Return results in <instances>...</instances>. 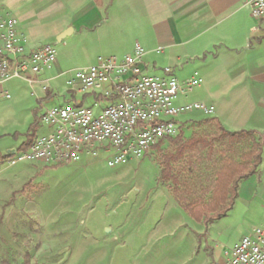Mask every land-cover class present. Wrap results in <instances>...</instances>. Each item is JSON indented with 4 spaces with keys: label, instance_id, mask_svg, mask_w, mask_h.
<instances>
[{
    "label": "crops",
    "instance_id": "1",
    "mask_svg": "<svg viewBox=\"0 0 264 264\" xmlns=\"http://www.w3.org/2000/svg\"><path fill=\"white\" fill-rule=\"evenodd\" d=\"M249 2L103 0L98 5L94 0H0V16L17 20L28 50L56 43L59 51L55 64L34 76V81L13 77L0 87L11 94V98L0 101V136L29 128L35 113L68 101H92L103 106L104 99L72 89V73L95 64L99 56L122 58L132 53L136 44L144 48L143 63L148 73L171 67L181 82L197 80L182 101L213 106L211 117L218 118L227 130L252 129L264 136V19L252 15ZM182 115L180 118L187 125L208 116L199 110ZM183 123L179 121L180 127ZM18 144L4 140L0 149L9 154ZM158 169L159 187L149 196L158 207L152 222L146 221L139 228H150L149 237L154 241L172 235L173 230L158 233L154 228L156 221L165 217V210L172 213L168 221L173 229L187 220L201 227L203 223L195 221L180 206L161 180L160 166ZM263 205L264 159L254 174L240 182L228 216L237 212L236 219L241 223L251 213L261 211L264 215ZM37 207H32L31 213L39 212L36 216L45 228L53 226L54 219H58L53 210ZM109 233L111 236H104L105 242L118 245L123 234L116 232L118 235L113 237V227ZM246 234L247 230L243 231L237 242ZM217 259L216 264L227 260Z\"/></svg>",
    "mask_w": 264,
    "mask_h": 264
},
{
    "label": "rangeland",
    "instance_id": "2",
    "mask_svg": "<svg viewBox=\"0 0 264 264\" xmlns=\"http://www.w3.org/2000/svg\"><path fill=\"white\" fill-rule=\"evenodd\" d=\"M52 44L58 50V44ZM84 105L96 112L102 107L92 101ZM43 112L35 113L29 128L1 135L0 143L19 142L16 150H22L25 142L46 133ZM180 117L184 116L178 117L183 123ZM182 127L184 137L211 130L193 122ZM175 148L167 140L156 153L115 167L108 165L104 153L97 158L84 155L73 164L20 161L12 165L8 151L0 149V264H216L217 257L227 259L226 250L243 231L249 234L264 225L261 211L246 215L241 223L235 212L201 227L187 220L173 229L168 221L172 213L165 210L154 228L158 233L173 230L172 235L157 241L149 237L150 228H139L154 218L158 206L149 196L159 187L162 155ZM39 205L58 218L50 228L36 216L39 212L31 213ZM112 227L113 237L116 232L123 234L118 245L105 242Z\"/></svg>",
    "mask_w": 264,
    "mask_h": 264
},
{
    "label": "built area",
    "instance_id": "3",
    "mask_svg": "<svg viewBox=\"0 0 264 264\" xmlns=\"http://www.w3.org/2000/svg\"><path fill=\"white\" fill-rule=\"evenodd\" d=\"M249 7L254 17L264 19V0H250ZM143 56L144 48L136 44L122 58L99 56L95 64L76 69L69 80L72 89L92 93L104 99V105L96 112L81 102L68 101L44 110L41 120L46 133L37 135L26 149L9 153V163L34 161L56 166L104 153L108 165L115 167L140 159L177 136L180 115L194 110L212 115L213 106L181 100L192 91L196 79L181 82L171 67L150 74ZM57 58L52 43L28 50L17 20L0 16V87L13 77L34 81ZM9 98L11 94L0 89V100ZM227 254L224 264H264V226L244 235Z\"/></svg>",
    "mask_w": 264,
    "mask_h": 264
},
{
    "label": "trees",
    "instance_id": "4",
    "mask_svg": "<svg viewBox=\"0 0 264 264\" xmlns=\"http://www.w3.org/2000/svg\"><path fill=\"white\" fill-rule=\"evenodd\" d=\"M94 1L98 5L103 2ZM196 124L209 125L211 130L184 137L180 127L177 136L167 139L176 148L164 153L159 165L161 180L168 184L183 210L195 221L208 225L228 215L240 182L263 162L264 136L252 129L227 130L216 117ZM30 142L20 149L29 147ZM163 142L154 148L155 153Z\"/></svg>",
    "mask_w": 264,
    "mask_h": 264
}]
</instances>
